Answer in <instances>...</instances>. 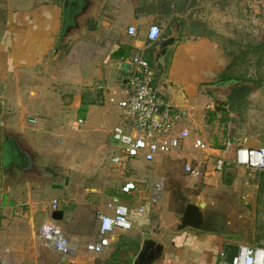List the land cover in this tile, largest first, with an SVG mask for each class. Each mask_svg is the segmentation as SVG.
Here are the masks:
<instances>
[{"label":"crops","instance_id":"obj_1","mask_svg":"<svg viewBox=\"0 0 264 264\" xmlns=\"http://www.w3.org/2000/svg\"><path fill=\"white\" fill-rule=\"evenodd\" d=\"M42 1L45 6L40 7L36 13L34 10L38 8L34 7L25 19L10 16L5 23L0 24V28L3 27L0 36V72L2 71V74L9 70L11 76L21 77L23 82L30 77L31 80L28 81L30 86L26 87L27 92L29 91L33 102L39 103L38 107L41 111L38 116L28 118L29 108L24 106L21 107L22 109L13 108L12 105L15 103H8V97L12 98L13 94L8 90L5 82L13 78L6 73L5 82L0 80V206L2 208L0 228L8 227L9 224L13 226L7 228L5 240L2 241V245L0 244V262L9 261L12 264L45 263V257L41 256V252L38 253L34 247V243L37 242V231L43 225L54 222L52 206L55 201L59 203L58 211L63 210L61 198L66 187L55 184L54 179L49 180L53 181L50 183L51 186L46 179L27 181L24 171L30 174L36 168L29 166L30 168L25 170L21 160L25 162L28 157H34V150L43 156L51 155V150L56 146V135L49 130L48 125L66 124L70 120L69 111L63 110L64 104L75 101L77 109L86 107L87 116L79 117L86 121L84 127H87L90 140L94 141L95 137L92 133L97 129H93L92 121L103 120L105 122L100 126L106 128L105 123L109 124L116 118V111L119 110L110 99L116 98L113 97L115 93L121 96L126 88L131 72L129 61L138 54L144 53V56L150 54L161 76L168 80V82L161 81L158 77V81L155 82L156 88L167 96L173 106L189 114L190 119L183 123L182 129L187 128L191 130L193 136L199 135L198 137L206 140L204 131L197 132L194 128L195 124L197 119L203 118L205 110H213L214 102L217 101L215 99L228 100L236 90H232L225 97L223 85L213 86L212 80L224 75L234 66L236 56L232 45L234 42L237 43L239 38L241 6L251 8L257 3L256 0H199L195 10L185 5L181 9L172 0H87L89 8L83 12L79 8L80 0ZM71 17L75 18L74 23H70L76 29L73 32L82 35L71 42L69 52H64L62 46L66 44L68 37L63 44L61 38ZM85 17L95 20V23L90 25L88 33L80 22ZM152 25L162 29L159 41L154 44H150L147 40ZM131 26L137 28L136 37L128 35ZM73 32L71 34H74ZM82 36H86L84 40ZM82 52L85 53V59ZM231 58L229 64L228 59ZM112 66L116 67L120 79L117 87H113L109 82ZM127 67H130L129 71L126 70ZM84 86L89 88L87 95H79L78 98L67 100L65 94L69 92L68 90L72 88V90H81ZM260 89L255 91L253 88V92L246 98L251 104L256 105L253 100L260 99L264 94ZM52 91L60 93L58 98L60 109L50 103ZM14 93V97L19 98L21 95L22 89L19 84H16ZM206 95H210L211 98H205ZM10 100L16 102V99ZM260 107L264 108V101L260 103ZM252 113L253 110H250L248 123L245 125L241 123L245 120L242 116L231 113V117L232 115L236 117L240 120L239 125H242L238 127L235 136L231 132L230 140H227L232 144L226 154L230 162L234 159L236 147L259 148L264 145L261 140L264 135L263 129L253 118H250ZM39 115L44 117L45 127L42 125L30 127L40 123ZM88 119L92 120L88 122ZM182 129L178 127V130ZM11 132L16 135L13 137ZM1 138L4 141H1ZM20 140L24 142L20 143ZM227 142L224 141L221 148L215 149L225 150ZM186 150L185 155L191 156L190 143L187 144ZM186 158L190 159L187 156ZM210 162L215 166V160L210 159L207 163V172ZM233 166L228 167L240 168ZM148 190H151V186L146 189ZM149 192L142 196L148 198ZM142 196L123 200L130 205L131 219L135 227V237L132 238L137 242L140 240V249L146 236L151 239L155 237L154 234L144 233L149 222H140L141 215L138 209L143 207L146 213L144 206L146 202ZM65 201L67 203V200ZM100 211L110 213L106 207ZM18 220L25 222L22 223L24 228L14 226ZM63 221L54 224L63 229L70 242L79 245L83 253L84 246L88 243L87 235L82 232L71 233ZM139 222L142 229L137 227ZM139 233L141 238L136 237ZM121 235L125 234L116 233L115 239L112 238L114 243L120 241ZM168 241V243L166 240L160 243L164 246V250L161 257L153 264H202V256H206L209 242L218 243L220 251L231 242L224 235L213 236L193 230L176 233ZM52 255L66 264H103L110 257L109 254L103 260L91 255H86L87 258L79 254L75 258L63 259L61 256ZM121 257L122 254L120 259Z\"/></svg>","mask_w":264,"mask_h":264},{"label":"rangeland","instance_id":"obj_2","mask_svg":"<svg viewBox=\"0 0 264 264\" xmlns=\"http://www.w3.org/2000/svg\"><path fill=\"white\" fill-rule=\"evenodd\" d=\"M172 1L181 9L184 5L185 7L189 6L190 8H195L199 4V0ZM256 1V5L251 8L241 6L239 38L237 43L234 42L232 45L235 51L234 55L236 56L233 68L226 71L224 75L212 80L214 81L213 86L223 85L225 97L228 96L232 90L241 87L243 81H248L249 84L247 85L253 89L264 79V0ZM43 2L42 0H0V24L3 22L5 23L10 16L12 18L16 16L17 19H25L29 11H32L31 8H38L34 10L36 13L40 7H44L45 3ZM195 10L197 9L195 8ZM94 21L93 18L89 17L80 20L81 25L85 27L84 29H86L85 31H87V33L91 28L90 25L95 23ZM173 27L174 25H172V28ZM2 32L3 27L0 28V36ZM80 35L82 34H70L68 39H65L67 41L66 44L62 46L63 51L69 52L68 50L71 49V42L80 37ZM85 37L86 36H82V40H84L83 38ZM90 45L92 46V44ZM229 46L231 47V44H229ZM249 46H251V48H249ZM252 47L258 48L257 53L262 55L263 58L256 56ZM82 55L85 59L86 56L84 52H82ZM145 59L149 62L151 70L155 74L156 81H158L159 77L161 81L165 80V82H168L157 70L151 55L147 54ZM231 60L232 58L228 59L229 64ZM129 69L130 67L126 68L127 71H129ZM1 72L0 80L5 82L6 73H9V76L13 78V80L5 82L8 90L13 94L12 98H9L10 96L8 97V103H15L12 105L13 108L22 109L21 107L23 106L29 108L30 112L27 114L28 118L38 116V114L41 113L38 107L39 103L32 101L29 96V91L27 92L26 88L30 86V82L28 81L31 80V78L29 77L27 81L23 82L21 77L11 76L9 70L2 74ZM229 77L233 79L228 80ZM118 80L120 79H118L116 67L112 66L109 82L113 87H117L120 83ZM16 84H19L22 89L19 98L17 96L14 97ZM72 89L68 90L69 92L65 94L68 97L67 100L73 99V97L74 99L78 98L80 97L79 95H87V92H89L87 86H84L82 89L80 88L81 90ZM51 97L50 103L59 108L60 101L58 98H60V93L52 91ZM113 97L118 99L121 96L115 93ZM164 97L167 99L166 95H164ZM204 97L207 99L211 98L210 95ZM10 99H16V102ZM215 100L217 101L214 102L215 106L213 110H205L203 118L201 120L197 119V123L194 127L197 132L201 130L204 131L206 134L205 141L212 148H221L224 141L227 142V140H230L231 132L235 136L238 127L248 123L247 120L250 110L254 112L250 114V118H253L256 124L262 127L264 132V124H262L264 120V108L262 109L260 107V103L264 101V94L260 99L253 100L256 105L253 103L251 104L248 99H245L238 110H232L229 98L228 100ZM64 107L63 110L69 111L68 115L71 121L68 120L66 124L48 125L49 130L56 135V146L51 150V155L43 156L39 154L38 151L36 152L34 150V157H28V159H32L36 169L30 174H27V171L24 172L27 181L33 179H46L49 185L54 181L55 184L66 187L64 196L61 198V206L65 214L63 223L67 225L71 233H84L87 235L88 243L98 240V211L103 210L108 205L110 198L116 195V192L126 179L135 181L140 189H143L145 192H149L150 190L146 191V189H149L150 186L154 185L156 182L163 180L166 183V188L160 193L157 204L153 205L151 201L144 203L146 213L140 216V222H149L144 233L154 234L155 237L152 240L156 243L160 244L165 242V240L166 243H168V239H171V237L176 234L175 230L179 223V219L188 203L205 201L215 206L221 204H226L228 206L231 213L233 236H228L226 234L222 235L229 239V241H231L230 243L264 247V172L252 173L247 170L244 171V169L241 168L227 167L228 170L226 171V168L224 171L225 173L221 174L215 171L214 165L210 162L208 165V172L206 166L204 176L200 179H193L184 175L182 163L177 159L176 155L152 163H147L143 159H139L125 166L114 165L110 159L111 153H113L115 148V143L111 139V130L118 125L132 128V123L126 118L124 113L118 109L119 111H116L115 114L116 118L112 120L111 123L109 122V124L105 123L106 128H101L100 126V124L105 121L100 119L93 120V129H97V131H93L92 135L95 137V140L91 141L87 132V127L82 126L79 131H75L72 128V125L80 118V115L84 118L87 114L85 112L79 114L82 108L77 109L75 101L70 104H64ZM231 113L239 114L245 120L239 125L240 120L233 115L231 117ZM91 120L92 119H88L87 121L90 122ZM39 122V124L34 126L30 125V127L35 128L41 125L45 127L43 116L39 115ZM182 128H184L183 124L179 126V129ZM243 129L244 127H242V130ZM10 134L13 135V137L16 135V133L12 132ZM261 140L264 143V135ZM1 141L4 140L2 139ZM23 142L20 140V143ZM184 156L191 158L190 155ZM51 179L54 180L49 181ZM65 200H67V203ZM130 202L133 203V201ZM66 219L67 221L65 222ZM140 222L137 227L142 229ZM22 223L25 222L18 220L14 226L22 229L24 228V224ZM9 226H13V224H9L8 227ZM8 227L4 226L0 228L1 245L3 244L2 241L4 242L5 240L4 236ZM134 230L135 227L131 232L121 235L122 237L120 236V241L123 243L121 259L115 247H111V260L114 255L117 254V259L120 264H133L140 250V240L137 242V240L132 238L135 237ZM140 231L143 232L142 230ZM2 234L3 236L1 237ZM136 237L141 238L142 236L139 233ZM209 237L214 238L212 236ZM135 244H137L136 247ZM34 247L38 253L41 252V256L45 257L46 260L44 264H66L63 263L60 258L40 249L37 242L34 243ZM218 247V243H208L206 256H202V264H218L220 252ZM80 254L88 258V256H86L88 254H85L84 250L83 253L80 251Z\"/></svg>","mask_w":264,"mask_h":264},{"label":"built area","instance_id":"obj_3","mask_svg":"<svg viewBox=\"0 0 264 264\" xmlns=\"http://www.w3.org/2000/svg\"><path fill=\"white\" fill-rule=\"evenodd\" d=\"M128 35L136 37L137 28L129 27ZM161 35L162 29L152 25L149 28L147 40L150 44H154L159 41ZM128 64L131 72L126 88L122 91L120 98L110 99V102L116 104L132 123V128L118 125L111 130V139L115 143V148L110 159L114 165L125 166L139 159L152 163L176 155L182 163L184 175L193 179L204 176L205 167L210 159L215 160L214 169L220 173L230 165L252 173L264 172V145L259 148L236 147L233 161H228L226 154L232 147L230 141L227 142L225 150L215 149L202 138L193 136L191 130L187 128L178 130L179 125L189 121V114L173 106L156 88L155 74L145 59L144 53L136 55ZM260 90L264 93V82ZM85 123L86 121L80 118L74 122L72 128L79 131ZM189 143L192 150H189L191 158L187 159L184 155L187 153L186 148ZM165 188L166 183L160 180L151 186L150 195L145 198L142 194L146 195V192L140 189L135 181L126 179L106 206L110 213L98 211L99 238L84 246L85 253L96 259L105 260L110 254L116 233L126 234L132 231L134 224L131 219L130 205L124 203L123 196L132 199L142 196L144 202L151 201L153 205H156L160 193ZM52 208L53 211H58L59 203L55 201ZM138 213L144 214V208H139ZM1 217L0 206V219ZM36 235L40 249L48 250L63 259L75 258L80 254L81 247L72 244L54 222L43 225ZM0 264L12 263L1 261ZM103 264L109 263L106 261ZM218 264H264V247L229 242L220 251Z\"/></svg>","mask_w":264,"mask_h":264},{"label":"water","instance_id":"obj_4","mask_svg":"<svg viewBox=\"0 0 264 264\" xmlns=\"http://www.w3.org/2000/svg\"><path fill=\"white\" fill-rule=\"evenodd\" d=\"M75 30L73 26L66 29L61 38V44ZM63 219L64 213L62 211H54L52 213V220L54 222H62ZM186 230L211 235L226 234L233 236L231 213L228 206L226 204L215 206L205 201L188 203L184 208L175 231L180 234ZM163 250L164 246L162 244H158L149 236H146L133 264H153L161 257Z\"/></svg>","mask_w":264,"mask_h":264},{"label":"trees","instance_id":"obj_5","mask_svg":"<svg viewBox=\"0 0 264 264\" xmlns=\"http://www.w3.org/2000/svg\"><path fill=\"white\" fill-rule=\"evenodd\" d=\"M257 49L258 48H254L253 52L256 54V56L263 58L262 55L257 53ZM231 79H233V78H230V77L228 78V80H231ZM263 82H264V79L259 82V84L255 88V91H257L259 88H261ZM242 83H243V85L241 87H239L238 89L234 90L232 95L230 96L229 102L232 106V110L240 109L242 102L253 92V89L251 87H249V85H247V84H249L248 81H243ZM85 111H86V107L82 108L80 110L79 114H83ZM123 198L129 199V200L132 199V198H129L127 196H123ZM136 245L137 244H135V247H136ZM113 246L115 247V250L117 252H119V255L121 256V253H122L121 249L123 248V243L118 240L116 243L113 244ZM261 247H263V246H261ZM117 258H118L117 254L114 255L112 260L109 257L108 263L109 264H120L119 260Z\"/></svg>","mask_w":264,"mask_h":264},{"label":"flooded vegetation","instance_id":"obj_6","mask_svg":"<svg viewBox=\"0 0 264 264\" xmlns=\"http://www.w3.org/2000/svg\"><path fill=\"white\" fill-rule=\"evenodd\" d=\"M79 8L81 9V11H83V12H86L87 10H88V8H89V5H88V2H87V0H80L79 1ZM74 19L75 18H69V20H70V22H69V24H68V27H67V29L68 28H70V27H72L73 25H71L72 23H74ZM71 23V24H70ZM29 156V155H28ZM27 158V157H26ZM28 159V158H27ZM19 160V159H18ZM25 162H26V164H25ZM22 161L21 160V163H23V166L25 167V170L26 169H29L30 167L29 166H31V167H33L34 168V165H33V162H32V159L31 160H27V161Z\"/></svg>","mask_w":264,"mask_h":264}]
</instances>
